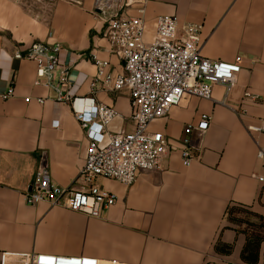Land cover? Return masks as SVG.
<instances>
[{
  "label": "crops",
  "instance_id": "1",
  "mask_svg": "<svg viewBox=\"0 0 264 264\" xmlns=\"http://www.w3.org/2000/svg\"><path fill=\"white\" fill-rule=\"evenodd\" d=\"M104 7L106 0H0V250L121 264H251L241 255L247 240L243 230L264 235V185L257 178L264 173V158L258 156L264 132L248 129L264 121V0H148V42L155 37L158 15H175L181 25L200 24L205 57L240 58L237 84L228 94L215 85L214 100L186 95L153 120L149 132H162L172 148L160 169L141 173L132 184L99 179L118 197L100 217L26 202L39 166L48 168L55 183L69 186L84 163L88 140L70 105L35 84L36 63L13 57L17 48L60 42L61 60L70 63L68 92L114 107L119 115L108 132L134 128L128 90L98 86L93 92L91 87L97 74L91 53L107 60L110 70L123 69L95 16ZM10 86L14 94L5 99ZM247 88L256 100H243ZM202 114L212 120L207 130L191 132L195 158L186 165L180 151L185 127ZM233 204L252 214L244 215L243 223L231 220L227 210ZM218 240L232 251L217 252ZM255 264H264V241Z\"/></svg>",
  "mask_w": 264,
  "mask_h": 264
},
{
  "label": "built area",
  "instance_id": "2",
  "mask_svg": "<svg viewBox=\"0 0 264 264\" xmlns=\"http://www.w3.org/2000/svg\"><path fill=\"white\" fill-rule=\"evenodd\" d=\"M80 4L82 0H66ZM148 0H106V7L95 16L103 24L104 36L111 50L122 62V71L109 69V62L96 53L90 59L97 66L91 81L92 91L128 90L134 128L132 131L110 133L109 124L118 111L93 96L74 97L69 92L70 63L61 60L60 42L34 41L26 48H17L13 57L30 59L36 63L35 84L52 89L58 101L70 105L75 119L85 131L88 140L86 156L77 177L63 187L55 183L46 166H39L34 180L25 192L28 204L48 202L72 211L100 217L117 202V195L99 184L108 178L132 184L145 172L160 169L162 159L171 142L162 132H149L150 123L164 117L186 95L214 100L213 90L222 85L226 94L237 84L242 66L240 58L234 61L212 60L201 53V25L188 22L181 25L175 15H158L152 41L145 39ZM133 9V11H130ZM13 86L3 94L9 98ZM247 88L243 100H256ZM43 103L44 98L37 99ZM216 101V100H215ZM212 120L202 114L196 124L185 127L181 140V156L186 165L195 158L191 152L190 134L193 129L205 131ZM59 120L53 126L59 127ZM249 130L264 132V121L249 125ZM259 145L258 156L264 158V142ZM264 185V173L257 175ZM0 264H121L103 261L93 256H61L50 253H23L0 250Z\"/></svg>",
  "mask_w": 264,
  "mask_h": 264
},
{
  "label": "trees",
  "instance_id": "3",
  "mask_svg": "<svg viewBox=\"0 0 264 264\" xmlns=\"http://www.w3.org/2000/svg\"><path fill=\"white\" fill-rule=\"evenodd\" d=\"M228 217L236 222L243 223L245 221V218H243L244 215L252 214L251 211H249L247 208L233 204L231 205L227 210ZM262 225L264 224V218H260ZM249 225L254 226V224L246 222ZM239 230V229H238ZM244 233H246V243L242 250V259L251 264H255L259 260V251L261 243L264 241V235H261L257 232H250L249 230H243ZM233 246L230 244H225L221 240H218L216 243L215 249L219 253H230L232 251Z\"/></svg>",
  "mask_w": 264,
  "mask_h": 264
}]
</instances>
